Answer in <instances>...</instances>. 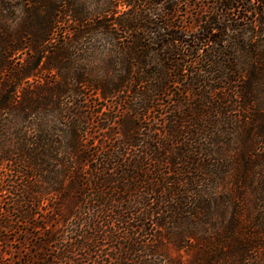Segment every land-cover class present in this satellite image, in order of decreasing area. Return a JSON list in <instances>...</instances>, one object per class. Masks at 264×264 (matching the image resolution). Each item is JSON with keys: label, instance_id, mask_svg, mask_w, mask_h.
I'll return each mask as SVG.
<instances>
[{"label": "trees", "instance_id": "16d2710c", "mask_svg": "<svg viewBox=\"0 0 264 264\" xmlns=\"http://www.w3.org/2000/svg\"><path fill=\"white\" fill-rule=\"evenodd\" d=\"M89 1L17 0L24 13L13 24L10 1L0 0V132L14 142L2 143L0 154L16 161V175L30 168L34 187L18 189L13 210L17 221L40 230L15 263L204 264L208 252L264 249L255 227H237L235 211L222 240L218 203L221 181L249 184L242 179L251 166L246 138L256 137L264 151V0ZM59 13L118 30L120 72L106 83L97 77L96 86L104 96L123 93L114 106L90 111L65 74L60 84H32L25 78L34 67L12 64L31 50L39 65ZM66 52L60 47L50 68L74 70ZM46 91L55 93L52 104ZM75 99L73 111L66 103ZM50 106L63 128L48 117ZM124 109L138 117L132 131L122 124ZM69 187L76 201L67 214L39 204L68 196ZM228 198H235L231 189ZM6 221L1 216L0 227ZM165 241L194 247L195 256L171 258ZM0 264H8L1 247Z\"/></svg>", "mask_w": 264, "mask_h": 264}, {"label": "rangeland", "instance_id": "374dc122", "mask_svg": "<svg viewBox=\"0 0 264 264\" xmlns=\"http://www.w3.org/2000/svg\"><path fill=\"white\" fill-rule=\"evenodd\" d=\"M9 1L11 6L7 11V17L14 24L24 13V6L17 4V0ZM92 1L90 0L89 3ZM203 2L211 5L214 0H204ZM15 15L16 19L14 18ZM59 19L60 22L56 23L53 39L47 43L46 51L39 65L35 66L34 52L31 50H27V52H23L19 56L15 54L11 61L12 64L17 63L19 65L34 67L32 74L25 78L32 84H36L38 79L48 87L54 85L55 81L60 84L63 83V75L65 74L66 79L72 84L71 86L80 89L79 97L81 94L85 97L83 105L87 106L90 111L96 110L100 105L103 109L108 105L114 106L117 99L119 100V97L123 93L119 91L115 92V94L111 93L115 96L111 94L104 96L103 94L107 91L101 90L99 87L96 88V86H98L97 77H105L103 82L106 83L111 72H114V74L118 73V71L120 72L119 63L124 60L121 58L124 42L119 33H116L118 30H112L109 26H103L100 24L101 20L99 18L87 19L84 24L80 23V25L61 13H59ZM102 19H109V15ZM185 19L188 20V18ZM259 28L262 29L261 33H264V21ZM23 43L29 46L32 45V41L29 38H25ZM63 46L67 49V57L76 66L74 70H72L71 66L69 68L66 66L61 68L60 71H56L47 64L53 61L54 58L61 56L59 55V48ZM77 75L80 78L83 77L85 81L80 82L76 80ZM109 82H114V79ZM45 97L49 100L48 104H52L51 102L56 96L52 91H46ZM76 102L78 104L77 100L75 102L71 100L66 105H69L73 111H76ZM120 113L123 115L122 124L124 127H127L130 131L138 127V117L134 113H130V111L125 109L120 110ZM47 115L54 120V122L51 121L53 124L60 125L61 128L64 127V119L54 115L53 107H47ZM75 123H78V121L75 120ZM12 138H14V135H12ZM7 139H9L8 135H3L0 132V147H2V143L3 147L11 146L14 143L13 141H7ZM63 139L68 140L69 136H64ZM252 140L246 138L249 144L252 143V146H249L251 150L248 152L247 162L251 166H248L250 170H247L246 176L242 178L246 179L249 184H243L241 180L239 181V185L227 183L225 180L219 184L221 199L218 203L220 209H222L220 216L222 240L230 236L226 229L234 211L237 215V227L241 231L252 226L255 227L251 229V231L255 232L254 235L264 237V151L258 145L256 137ZM4 158L5 156L2 157V154H0V217L2 216L7 221L5 226L0 227V247L3 249L4 261L8 264H16L15 262L19 255L30 253L28 252L30 251L29 248L32 246L34 237L37 236L40 230L17 221L18 212L13 210L14 207L21 204L17 193L29 191V189L34 187L33 178L29 176L30 168L23 166L21 168L22 176L16 175V161L11 158L8 160ZM19 181L21 185L18 187ZM24 184L26 187L23 186ZM21 186L24 187L23 191L18 190ZM230 189L235 195L233 201L228 198ZM68 190V196H62L61 198L55 196L50 200L45 198L39 204L46 208L48 205H57L65 215L76 201L74 196L75 190L71 187ZM25 203L29 202L27 200L22 202V204ZM5 208H9L8 211ZM39 219L40 214L37 215V220L40 221V225L43 224L42 219ZM164 246L169 257H173L183 263H188L195 256L194 247L178 248L175 243L169 241H165ZM257 256H260V264H264V249H250L245 253L224 249L219 254H213L212 256L208 252V257L204 264H242L243 262L246 264H256L255 259Z\"/></svg>", "mask_w": 264, "mask_h": 264}]
</instances>
